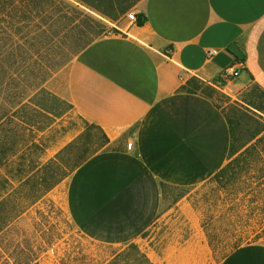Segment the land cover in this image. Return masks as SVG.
Listing matches in <instances>:
<instances>
[{
  "label": "crops",
  "instance_id": "obj_1",
  "mask_svg": "<svg viewBox=\"0 0 264 264\" xmlns=\"http://www.w3.org/2000/svg\"><path fill=\"white\" fill-rule=\"evenodd\" d=\"M133 9L146 16L142 25L124 14L118 33L94 40L46 83L105 137L71 172L65 207L86 237L107 245L136 241L172 214L185 226L151 261L207 264L191 190L165 207L163 195L211 181L229 160V125L225 102L181 87L197 78L230 101L252 84L264 90V0H140ZM232 43L244 60L226 79L223 70L237 61ZM218 264H264V242L240 244Z\"/></svg>",
  "mask_w": 264,
  "mask_h": 264
},
{
  "label": "trees",
  "instance_id": "obj_2",
  "mask_svg": "<svg viewBox=\"0 0 264 264\" xmlns=\"http://www.w3.org/2000/svg\"><path fill=\"white\" fill-rule=\"evenodd\" d=\"M137 1L0 0V256L3 258L0 264H38L33 248L30 249L31 258L18 263L8 251V233L28 207L91 155L89 148L84 146L85 149L75 152L72 165H65L68 159L65 154L77 146L75 140L44 164L35 157L43 152L41 134L72 108L69 102L46 89V81L101 37L107 28L105 23L91 17L82 7L117 22ZM145 21L143 13L136 14L138 25ZM30 29H34L32 42L27 37ZM69 31L74 38L67 51L57 56L49 53V56L36 59L24 56L33 50L39 37L53 42L54 36L62 34L64 38ZM113 31L118 33L117 29ZM237 60L243 61L244 58L237 57ZM181 88L207 97L220 94L197 78L188 79ZM239 100L229 105L227 110L223 109L230 132L229 161L213 175L216 180L234 174L240 163H248L242 157L251 153L255 144H247L255 138L260 140L261 137L257 136L264 130V122L255 118L256 113L252 110L264 113V90L253 84ZM86 125L87 131L95 127L90 123ZM87 139L85 143H89L90 135ZM104 264L154 263L135 243H130Z\"/></svg>",
  "mask_w": 264,
  "mask_h": 264
},
{
  "label": "rangeland",
  "instance_id": "obj_3",
  "mask_svg": "<svg viewBox=\"0 0 264 264\" xmlns=\"http://www.w3.org/2000/svg\"><path fill=\"white\" fill-rule=\"evenodd\" d=\"M139 1L128 11L134 10L133 8ZM82 9L91 17L99 19L107 25L101 36L115 33L113 31L116 29L115 22H111L85 7ZM91 26H93L92 21ZM33 30L30 29L27 33L31 42L34 36ZM20 36L18 35V37ZM62 37V34H57L53 37V42L39 37L33 50L24 53V56L36 59V57L49 56V53L56 56L58 53H63L72 44L74 35L69 31L64 38ZM251 86L253 84L249 87ZM219 93L213 97L218 101L225 102L224 110H227L232 103L239 102V97L242 94H239L237 100L230 101L223 93L220 91ZM252 110L256 113L254 117L264 122V113ZM41 135L43 152L37 153L35 157L42 164L54 159L58 152L77 140L76 147L79 149L75 147L69 154L68 152L65 154L66 158L68 155L65 164L68 167L72 165V159L76 157L75 152L87 147L92 154L101 150L105 142L99 129L91 127L90 131H87L86 123L70 110L56 119ZM89 135L90 141L85 143L89 140L87 139ZM242 135L246 136L244 130ZM258 137L261 139L256 140L255 138L247 144V146L251 143L255 144L251 153L242 157L248 163H240V166H236L235 173L231 176L229 174L228 177L220 180L212 177L211 181L193 190L167 188L164 191L163 205L165 207L168 202L176 201L191 190L189 196H192L193 206L200 212L201 227L208 243L207 264H218L229 251L240 244L255 241L264 242V130ZM244 149L245 147L235 156ZM69 176L70 174L65 176L38 201L28 207L18 219L16 226L9 231L10 248L8 251L17 259L18 263H21V260L30 259L33 255L30 249L33 248L38 257V264H104L111 261L119 251L125 249L130 243H135L151 259L153 252L161 250L165 242L172 236L174 228L185 226L181 219L176 221L171 214L162 216L136 241L123 245L95 242L75 226L66 210L65 188ZM1 261L3 258L0 256Z\"/></svg>",
  "mask_w": 264,
  "mask_h": 264
},
{
  "label": "built area",
  "instance_id": "obj_4",
  "mask_svg": "<svg viewBox=\"0 0 264 264\" xmlns=\"http://www.w3.org/2000/svg\"><path fill=\"white\" fill-rule=\"evenodd\" d=\"M125 17L129 22L136 23V12L134 10H130L127 13H125ZM216 52H217L216 50H211L210 54L213 55ZM242 66H243V63L242 61H239V60L229 64L223 70L221 77L226 78V79H232L236 77L239 74V71L242 68ZM128 147H131V143L128 144Z\"/></svg>",
  "mask_w": 264,
  "mask_h": 264
},
{
  "label": "water",
  "instance_id": "obj_5",
  "mask_svg": "<svg viewBox=\"0 0 264 264\" xmlns=\"http://www.w3.org/2000/svg\"><path fill=\"white\" fill-rule=\"evenodd\" d=\"M228 49L231 50L238 58H244L243 52L237 47L235 43L230 44Z\"/></svg>",
  "mask_w": 264,
  "mask_h": 264
}]
</instances>
